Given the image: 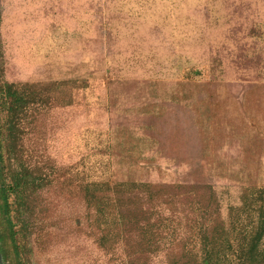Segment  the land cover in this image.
I'll return each instance as SVG.
<instances>
[{
    "label": "rangeland",
    "instance_id": "374dc122",
    "mask_svg": "<svg viewBox=\"0 0 264 264\" xmlns=\"http://www.w3.org/2000/svg\"><path fill=\"white\" fill-rule=\"evenodd\" d=\"M8 87L34 98L17 138ZM17 174L34 183L9 198L20 264H132L139 230L113 222L149 210L145 184L172 195L148 264L205 220L221 264H264V0H0V185ZM107 181L105 221L86 186Z\"/></svg>",
    "mask_w": 264,
    "mask_h": 264
},
{
    "label": "trees",
    "instance_id": "16d2710c",
    "mask_svg": "<svg viewBox=\"0 0 264 264\" xmlns=\"http://www.w3.org/2000/svg\"><path fill=\"white\" fill-rule=\"evenodd\" d=\"M4 98L6 100L11 99L10 103L7 102L9 105L8 132L10 137L17 138L18 124L16 120L20 118V114L29 104V101L34 98L32 94H29L26 91H13L12 87H8ZM24 174L30 178V174ZM28 179L20 174H17L16 181L14 182L15 184L7 186L4 182L0 185V220L4 226L3 229H1L0 226L1 264H20L19 252L16 245V232L10 217L11 204L9 202V198L12 192L15 193L21 189L20 193L22 194L25 190L29 189V184H34L33 182L30 183ZM131 185L135 186L133 184ZM141 189H144V191L147 192L146 195L148 196L150 204L149 210L147 212H143V208L137 207V203L135 205L133 204L131 207L120 205L121 209H124L125 211L127 209V211L123 213L120 210V213L115 215V220L113 222L114 225L119 226H136L135 228L139 230V234L137 236V238L140 239L139 242H137L136 246L130 247L131 256L134 258L132 264H148L149 259L154 254H157L161 249V241L164 239L163 233L164 230H166V226L171 225L167 223V220H163L161 217H156V215L160 212L158 207L166 202L163 200L164 196L166 195L167 199H169L172 196L171 193H168L167 189L164 187L154 185L145 184ZM120 191L121 189L119 190L117 186L112 188L111 183L108 181L88 182L86 186L87 197L89 200L88 203L98 209L105 221H107L110 216L108 212L110 204L105 200L107 199L105 198V195L110 192ZM100 194H104V198H101ZM141 221L145 224L142 225ZM206 221L207 220L202 222L199 227L196 228L193 236L188 238L186 242L182 243V252L178 253L174 260H172L171 264H221L220 258L222 255L224 256L223 253L228 248V235L225 234V230L224 228H221L220 224L209 228L210 226L208 227V224L206 225ZM192 229H194V227H192ZM105 232L106 236L103 237V239L111 233L109 229H106ZM173 234L174 232L172 233V236ZM8 240H11L15 247L16 257L14 258L8 248ZM196 241H199L200 243V251L202 254L201 262L198 261L197 256L194 255L193 251L189 250V245H192L194 242L196 243ZM258 242L259 239L254 240L248 252L249 258L253 262L257 260L256 253L259 249ZM216 258L217 262H214V259Z\"/></svg>",
    "mask_w": 264,
    "mask_h": 264
},
{
    "label": "water",
    "instance_id": "95a60500",
    "mask_svg": "<svg viewBox=\"0 0 264 264\" xmlns=\"http://www.w3.org/2000/svg\"><path fill=\"white\" fill-rule=\"evenodd\" d=\"M0 264H1V262H0Z\"/></svg>",
    "mask_w": 264,
    "mask_h": 264
}]
</instances>
